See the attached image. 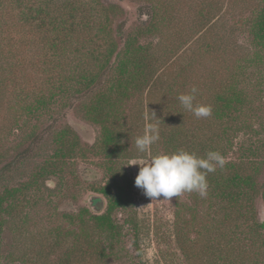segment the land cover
Here are the masks:
<instances>
[{"label":"trees","instance_id":"1","mask_svg":"<svg viewBox=\"0 0 264 264\" xmlns=\"http://www.w3.org/2000/svg\"><path fill=\"white\" fill-rule=\"evenodd\" d=\"M148 1L139 11L140 26L128 35L125 22L112 29L120 8L103 0H0V124H18L67 95L101 127L98 144L107 162V183L95 189L105 199L94 197L91 209L67 215L77 228L72 247L56 263L40 254L39 264H109L112 248L99 235L116 240L114 214L130 206L125 164L156 149L157 142L146 153L127 145L143 135L149 110L160 119L155 122L166 153L184 149L204 157L217 151L225 157L241 127V80L250 58L224 20L252 10L251 34L264 46V0ZM148 36H159L158 42L142 43ZM193 87L194 103L212 107L207 118H196L178 100ZM133 97L137 105L127 110ZM67 127L56 133L55 160L40 176L56 174L76 155L80 137ZM262 164L242 158L207 174L213 216L203 225H187L178 209L175 238L188 264H264V222L255 209L258 198L264 202Z\"/></svg>","mask_w":264,"mask_h":264},{"label":"rangeland","instance_id":"2","mask_svg":"<svg viewBox=\"0 0 264 264\" xmlns=\"http://www.w3.org/2000/svg\"><path fill=\"white\" fill-rule=\"evenodd\" d=\"M103 1L120 8V15L111 26L115 31L119 23L125 22L128 35L140 26L139 11L142 9L143 13L149 6L148 0ZM258 2L255 0V5ZM254 16L252 10H245L241 14H228L224 20L234 29L232 41L250 58L241 80L246 99L241 127L224 159L237 162L245 158L263 163L260 180L264 181V46L256 43L251 34ZM158 39L159 36H148L142 43L155 44ZM72 101L67 95H58L47 108L23 118L18 124L10 127L0 124V199H4L0 264H39L40 254L56 263L72 247L73 233L77 232L67 215L81 208L91 209L94 197L105 199L95 192L108 180L107 162L98 144L101 127L85 117L80 102L73 104ZM136 101L133 97L126 109L134 108ZM67 126L80 137L76 155L67 159L56 174L40 176L55 160L56 133L66 130ZM135 139L127 142L129 148L136 146ZM162 153L166 152L158 140L154 152L139 158L150 159ZM132 160L125 164L131 185L130 206L114 214L119 236L112 240L109 235H99L112 248L109 264H188L175 238L176 214L181 209L187 225H203L213 216L206 197L184 192L179 197L165 200L161 196L154 201L135 185L139 166H129ZM105 209L106 203L100 213ZM255 209L257 219L264 222V202L260 198L255 202ZM187 231L190 232L188 228ZM190 236H195L194 230ZM250 256L256 257V252Z\"/></svg>","mask_w":264,"mask_h":264},{"label":"clouds","instance_id":"3","mask_svg":"<svg viewBox=\"0 0 264 264\" xmlns=\"http://www.w3.org/2000/svg\"><path fill=\"white\" fill-rule=\"evenodd\" d=\"M197 88L193 87L190 94L178 97L182 106L193 113L196 118H207L212 114L211 105L195 104ZM149 109V108H148ZM145 114L143 135L136 137L135 145L140 153L149 152L151 146L160 139L159 125L155 122V112ZM224 157L217 151H209L204 157L178 149L171 153L151 156L150 159H133L129 166H139L135 185L154 201L163 196L168 200L180 196L184 192H196L200 197L207 196L209 187L207 174L216 171L217 166H225ZM164 200V201H165Z\"/></svg>","mask_w":264,"mask_h":264}]
</instances>
